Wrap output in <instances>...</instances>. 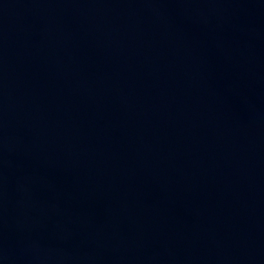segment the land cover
<instances>
[{
	"label": "water",
	"instance_id": "obj_1",
	"mask_svg": "<svg viewBox=\"0 0 264 264\" xmlns=\"http://www.w3.org/2000/svg\"><path fill=\"white\" fill-rule=\"evenodd\" d=\"M0 264H264V0H0Z\"/></svg>",
	"mask_w": 264,
	"mask_h": 264
}]
</instances>
